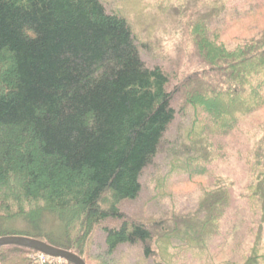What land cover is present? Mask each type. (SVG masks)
Returning a JSON list of instances; mask_svg holds the SVG:
<instances>
[{
	"label": "trees",
	"instance_id": "trees-1",
	"mask_svg": "<svg viewBox=\"0 0 264 264\" xmlns=\"http://www.w3.org/2000/svg\"><path fill=\"white\" fill-rule=\"evenodd\" d=\"M203 5L183 29L198 67L178 77L145 66L129 23L102 0H0V221L56 215L64 243L36 239L85 264H123V247L154 264L169 250L187 262L217 241L234 204L223 178L210 179L186 214L134 217L118 207L138 197L158 154L190 178L207 176L217 137L264 112V0ZM250 128L247 199L258 231L239 264H262L264 121ZM31 252L1 246L0 263L25 264Z\"/></svg>",
	"mask_w": 264,
	"mask_h": 264
},
{
	"label": "rangeland",
	"instance_id": "rangeland-1",
	"mask_svg": "<svg viewBox=\"0 0 264 264\" xmlns=\"http://www.w3.org/2000/svg\"><path fill=\"white\" fill-rule=\"evenodd\" d=\"M102 1L108 11L123 17L129 23L139 47L140 58L146 67H157L178 77L180 73L190 72L198 67L190 40L183 29L189 13L195 10L196 5L205 6L203 3L208 0ZM178 121L179 118H176L165 135L166 142L174 138ZM263 121L264 112L244 118L234 133L217 137L219 148L214 162L208 166L207 176L190 178L177 168L168 166L165 152L158 154L153 164L142 173L138 197L118 205L119 210L128 216L161 219L186 214L195 209L210 179L223 178L233 183L231 195L234 199V211L231 209L227 214L226 227L217 241L210 243L206 252L190 254L187 262L185 256L170 259L172 251L169 250L170 254L161 256L158 253L160 258H157L156 263L163 262L164 257L168 258L166 264H239L251 252L258 231V219L252 202L247 199V185L251 176L246 157L251 149V141L248 140L252 135L250 127ZM199 165L197 163L194 166ZM64 233L63 221L54 214H45L36 222L21 218L0 221V238H42L54 245H62ZM102 241V230L98 229L93 241L98 251H102ZM259 255L264 257V230ZM118 258L123 264H154L142 260L137 249L128 247L119 248Z\"/></svg>",
	"mask_w": 264,
	"mask_h": 264
},
{
	"label": "water",
	"instance_id": "water-1",
	"mask_svg": "<svg viewBox=\"0 0 264 264\" xmlns=\"http://www.w3.org/2000/svg\"><path fill=\"white\" fill-rule=\"evenodd\" d=\"M1 246L22 247L47 256L64 259L69 264H85L79 257L62 249L55 248L38 239L17 236L1 237L0 247Z\"/></svg>",
	"mask_w": 264,
	"mask_h": 264
},
{
	"label": "built area",
	"instance_id": "built-area-1",
	"mask_svg": "<svg viewBox=\"0 0 264 264\" xmlns=\"http://www.w3.org/2000/svg\"><path fill=\"white\" fill-rule=\"evenodd\" d=\"M26 264H67L64 260L48 257L39 253H31Z\"/></svg>",
	"mask_w": 264,
	"mask_h": 264
}]
</instances>
